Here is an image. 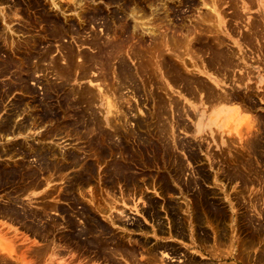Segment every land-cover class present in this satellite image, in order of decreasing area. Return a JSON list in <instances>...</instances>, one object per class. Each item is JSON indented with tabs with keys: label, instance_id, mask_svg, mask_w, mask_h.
<instances>
[{
	"label": "rangeland",
	"instance_id": "obj_1",
	"mask_svg": "<svg viewBox=\"0 0 264 264\" xmlns=\"http://www.w3.org/2000/svg\"><path fill=\"white\" fill-rule=\"evenodd\" d=\"M207 4L212 5L209 8L212 12ZM128 7L134 8L129 11ZM136 8L137 14L134 13ZM207 10L209 15H206ZM134 18L151 26L163 19V23L159 21L162 26L158 21L154 24H159L160 29L158 25L153 27L158 36L143 35L135 26L138 23ZM200 27H206L202 29L206 34ZM207 27H211V33ZM195 28L201 32H195ZM179 30L187 32H183L186 36L177 32ZM0 31L6 41L0 35V246L3 247H0V258H3L0 264H264V0H0ZM109 33L116 38L111 40ZM179 34L185 36L186 41L193 39V44L190 40L185 42V37L182 41ZM163 37L168 48L163 41L155 51ZM173 37L181 40L180 43V40L174 41V47L178 46L179 50L169 48L174 44L169 41ZM167 51L182 52V55L179 53L181 59L178 53H173L183 64L175 62L173 53ZM161 57L162 64L158 61ZM93 63L103 65L101 69L109 73L100 71L97 66L96 71ZM152 66L158 67L157 71L153 72ZM191 69L195 70L191 72ZM103 74L99 81L98 76ZM91 75L97 77L92 81L106 87V95L112 98L114 109L119 112L118 118L107 115L108 101L99 97L97 87L90 82ZM106 79L108 84L103 82ZM90 85L93 89H89ZM93 101L96 106L92 105ZM106 116L111 122L106 121ZM196 119L201 120L203 129L214 133L196 132L193 125ZM112 121L117 122L116 127ZM128 191L131 192L128 194ZM186 199L188 202L184 201ZM111 202L117 205L110 207ZM121 210L124 214H120ZM111 217H115V224ZM169 233L172 235H167Z\"/></svg>",
	"mask_w": 264,
	"mask_h": 264
},
{
	"label": "bare ground",
	"instance_id": "obj_2",
	"mask_svg": "<svg viewBox=\"0 0 264 264\" xmlns=\"http://www.w3.org/2000/svg\"><path fill=\"white\" fill-rule=\"evenodd\" d=\"M145 1H146V0H145ZM108 2H109V1H108ZM165 2H166V1H165ZM205 2H206V1H205ZM209 2L211 3V1H209ZM152 3H153V2H152ZM152 3H151V4H152ZM162 3H163V2H162ZM207 3H208V1H207ZM210 3H209V4H210ZM83 4H84V3H83ZM167 4H168V3H167ZM79 5H81V4H79ZM154 5H155V4H154ZM108 6H109V5H108ZM164 6H165V4H164ZM211 6H212V5H210V6H208V4L206 5V7H208V9H209V8H212ZM218 6H219V5H218ZM96 8H97V7H96ZM96 8H94V9H96ZM101 8H102V7H101ZM128 8H129V7H128ZM130 8L133 9L134 7H133V8L130 7ZM130 8H129V11H130ZM147 8H148V7H147ZM166 8H167V5H166ZM175 8H176V7H175ZM82 9H84V8H82ZM82 9H81V11H83ZM217 9H219V8H217ZM84 10H85V9H84ZM88 10H89V9H88ZM135 10H136V11L134 12V10H133V12L137 14V10H138V9L136 8ZM163 10H164V9H163ZM169 10L171 11V9H169ZM209 10H210V12L213 11V10H211V9H209ZM214 10H215V9H214ZM93 11H94V10H93ZM131 11H132V10H131ZM167 11H168V10H167ZM127 12H128V11H127ZM205 12H206V11H205ZM207 12H208V10H207ZM207 12H206V13H207ZM131 13H132V12H131ZM134 13H133V14H134ZM3 14H4V13H3ZM123 14H124V13H123ZM128 14H129V13H128ZM209 14H210V13L208 12V14H206V15H209ZM212 14H213V13H212ZM49 15H50V14H49ZM120 15H121V14H120ZM141 15H142V14H141ZM144 15H145V14H144ZM144 15H142V16H144ZM203 15H204V14H203ZM206 15H205V17H206ZM213 15H214V14H213ZM125 16H126V14H125ZM128 16H129V15H128ZM177 16H178V15H177ZM2 17H3V16H2ZM6 17H7V16H6ZM97 17H98V16H97ZM166 17H167V16H166ZM199 17H200V19L202 20L201 16H199ZM199 17H198V18H199ZM210 17H212V16L210 15ZM123 18H124V17H123ZM127 18H128V17H127ZM154 18H155V17H154ZM154 18H153V19H154ZM156 18H157V17H156ZM203 18H204V16H203ZM5 19H6V18H5ZM5 19H4V20H5ZM80 19H81V18H80ZM100 19H101V18H100ZM125 19H126V18H125ZM134 19H135V18H134ZM153 19H152V20H153ZM158 19H159V18H158ZM169 19H170V18H169ZM200 19H199V20H200ZM206 19H207V18H206ZM89 20H90V19H89ZM91 20H92V19H91ZM107 20H108V19H107ZM162 20H163V19H162ZM162 20L159 19V21H162ZM201 20H200V21H201ZM203 20H204V19H203ZM28 21H29V20H28ZM105 21H106V20H105ZM135 21H136V23H138V24H136L135 26L138 27V28H140V29L142 30V34H143V35H149V37H150V35L153 36V34H156V33H157V32H155V29H153L154 26L156 27V26L158 25V26H157L158 29H160V28H159L160 25L162 26V24H160L161 22L159 23L158 20H157V21H158V23H159L160 25L157 24V23H156V25H154L155 22H157V21H155L154 24H153V26L149 25L148 23L145 24L144 20L139 21V20L135 19ZM170 21H171V20H170ZM172 21H173V20H172ZM204 21H205V20H204ZM82 22H84V21H82ZM111 22H112V21H111ZM121 22H122V21H121ZM124 22H125V21H124ZM124 22H123V24H124ZM152 22H153V21H152ZM152 22H149V23L152 24ZM205 22H206V21H205ZM209 22H210V21H209ZM42 23H43V22H42ZM162 23H163V21H162ZM201 23H203V21H202ZM210 23H211V22H210ZM29 24H30V23H29ZM82 24H83V23H82ZM1 25H2V24H1ZM55 25H56V24H55ZM130 25H131V23H130ZM90 26H91V25H90ZM135 26H134V28H135ZM165 26H166V25H165ZM173 26H174V25H173ZM195 26H196V24H195ZM198 26H201V25H198ZM198 26H197V27H198ZM204 26H205V25H204ZM211 26H212V25H211ZM10 27H11V26H10ZM50 27H51V26H50ZM109 27H110V26H109ZM155 27H154V28H155ZM179 27H180V26H179ZM191 27H192V26H191ZM193 27H194V26H193ZM193 27H192V28H193ZM201 27H202V26H201ZM201 27H200V30L203 31L202 33H205V31L202 30L204 27H203L202 29H201ZM213 27H214V26H213ZM41 28H42V27H41ZM74 28H75V27H74ZM112 28H114V27H112ZM118 28H119V27H118ZM166 28H167V26H166ZM168 28H169V27H168ZM168 28H167L166 30H168ZM172 28H173V27H172ZM182 28H183V26H182ZM182 28H180V29H182ZM184 28H185V27H184ZM192 28H189V29H191L190 31L193 30ZM205 28H206V27H205ZM205 28H204V29H205ZM210 28H211V27H210ZM210 28L207 27V29H208L207 31H208V32L210 31V30H209ZM259 28H260V27H259ZM2 29H3V28H2ZM63 29H64V28H63ZM76 29H77V28H76ZM131 29L133 30V28H131ZM135 29H136V28H135ZM135 29H134V30H135ZM140 29H138V31H139ZM175 29H176V27H175ZM195 29H196V28H195ZM215 29H216V28H215ZM136 30H137V29H136ZM136 30H135V31H136ZM176 30H177V29H176ZM176 30L173 29V31H176ZM197 30H199V29H196L195 32H201L200 30H199V31H197ZM205 30H206V29H205ZM217 30H218V29H217ZM63 31H64V30H63ZM85 31H86V30H85ZM121 31H122V30H121ZM138 31H137V32H138ZM156 31H157V30H156ZM160 31H161V30H160ZM168 31H169V30H168ZM171 31H172V30H171ZM173 31H172V33H173V35H174L175 33H174ZM193 31H194V30H193ZM193 31H192V32H193ZM0 32H3V31H0ZM70 32H71V31H70ZM73 32H74V31H73ZM130 32H131V31H130ZM133 32H134V31H133ZM158 32H159V31H158ZM161 32H163V31H161ZM161 32H160V33H161ZM177 32H181L182 34H184V33L187 34V32H185V31H183V32H184V33H183L182 30H179V31H177ZM177 32H176V33H177ZM211 32H212V31H210L209 33H211ZM65 33H66V32H65ZM82 33H83V32H82ZM88 33H89V32H88ZM112 33H113V32H112ZM160 33H159V34H160ZM172 33H170V34H172ZM202 33H201V34H202ZM213 33H214V32H213ZM250 33H251V32H250ZM253 33H254V32H253ZM255 33H256V31H255ZM44 34H45V33H44ZM123 34H124V33H123ZM157 34H158V33H157ZM157 34H156V35H157ZM161 34H162V33H161ZM163 34L166 35L167 33H166V32H165V33L163 32ZM195 34H196V33H195ZM205 34H206V33H205ZM214 34H215V33H214ZM0 35H1V33H0ZM90 35H91V34H90ZM111 35H112V34H111ZM115 35H116V34H115ZM117 35H118V34H117ZM139 35H141V34H139ZM165 35H163V36H165ZM177 35H178V34H177ZM179 35H180V34H179ZM184 35H185V34H184ZM193 35H194V34H193ZM199 35H200V34H199ZM212 35H213V34H212ZM255 35H256V34H255ZM3 36H4V35H3ZM42 36H43V35H42ZM53 36H54V35H53ZM58 36H59V35H58ZM106 36H108L107 33H106ZM157 36H158V35H157ZM157 36H156V37H157ZM167 36H168V35H167ZM169 36H170V35H169ZM171 36H172V35H171ZM175 36H176V35H175ZM180 36H181V40H182V38H184L186 35H185L184 37H183V35H180ZM190 36H191V35H190ZM190 36H187V37H190ZM207 36H208V35H207ZM218 36H219V34L217 35V38H219ZM253 36H254V35H252V37H253ZM1 37H2V35H1ZM30 37H31V36H30ZM30 37H29V38H30ZM76 37H78V36H76ZM109 37H111V36H110V33H109ZM143 37H144V36H143ZM153 37H154V36H153ZM165 37H166V36H165ZM177 37H179V36H177ZM191 37H192V36H191ZM191 37H190V38H191ZM3 38H4V37H2V39H3ZM33 38H34V37H33ZM80 38H81V37H80ZM112 38L115 39L116 36L113 35V37H111V40H112ZM117 38H118V37H117ZM154 38H155V37H154ZM160 38H161V37H160ZM160 38H159V39H160ZM166 38H167L166 40H168V37H166ZM173 38H174V40H173ZM173 38H171V40L169 39V41H173V43H174V41H175V43H177V42L180 40V39H179V40H178V39H175V37H173ZM179 38H180V37H179ZM193 38H196V37L194 36ZM5 40H6V38H5ZM12 40H13V39H12ZM105 40L107 41L106 38H105ZM140 40H141V38H140ZM176 40H178V41L176 42ZM181 40L179 41V43L181 42ZM184 40H185V42H188L190 39H189V40L187 39V41H186V37H185ZM191 40H193V39H191ZM191 40H190V41H191ZM194 40L196 41V39H194ZM213 40H214V38H213ZM217 40H218V39H217ZM219 40H220V39H219ZM3 41H4V39H3ZM3 41H2V42H3ZM33 41H34V40H33ZM148 41H149V40H148ZM163 41H164V37H163V39H161V41H158V42H157L158 45L155 44V45H156L155 51L157 50V46H159V43H161V42H163ZM169 41H168V42H169ZM182 41H183V40H182ZM203 41H204V40H203ZM220 41H223V40H220ZM4 42L6 43V41H4ZM14 42H15V41H14ZM79 42H82V41H79ZM93 42H94V41H93ZM215 42H216V38H215ZM103 43H105V41H104ZM145 43H146V42H145ZM164 43H165V41H164L162 44H164ZM175 43L173 44V46H170L169 48L171 49V47H174V45H176ZM191 43H192V41H191ZM211 43H212V42H211ZM218 43H219V42H218ZM218 43H217V44H218ZM221 43H222V42H221ZM47 44H48V43H47ZM58 44H59V43H58ZM82 44H83V42H82ZM113 44H114V43H113ZM146 44L148 45V43H146ZM165 44H166V46H165ZM165 44H164V46H165L166 48H168L169 45L167 46V43H165ZM168 44H169V43H168ZM170 44L172 45V42H170ZM185 44H186V43H185ZM192 44H193V43H192ZM222 44H223V43H222ZM41 45H42V44H41ZM41 45H40V47H41ZM53 45H54V44H53ZM88 45H89V44H88ZM102 45H104V44H102ZM106 45H107V44H106ZM123 45H124V44H123ZM137 45H140V46H141V44H137ZM142 45L145 47L144 44H142ZM149 45H150V44H149ZM182 45H184V44H182ZM186 45H189V44H186ZM220 45H221V44H220ZM99 46H100V45H99ZM99 46H98V47H99ZM104 46H105V45H104ZM113 46H114V45H113ZM113 46H112V47H113ZM140 46H138V47L140 48ZM152 46H154V45H152ZM161 46H162V45H161ZM180 46H181V45H180ZM221 46H222V45H221ZM94 47H95V46H94ZM94 47H93V48H94ZM115 47H116V46H115ZM119 47L121 48L122 46L119 45ZM119 47H117V48H119ZM125 47L128 48L127 46H125ZM130 47H131V46H130ZM133 47H134V46H133ZM138 47H137V48H138ZM147 47H150V46H147ZM175 47L178 48V49H176ZM175 47L172 48V50H173V49L179 50V47H178V46H175ZM188 47H189V46H188ZM16 48H17V47H16ZM71 48H72V47H71ZM81 48H82V47H81ZM113 48H114V47H113ZM122 48H123V47H122ZM131 48H132V47H131ZM142 48H143V47H141L140 49H142ZM150 48H151V47H150ZM161 48H163V47H161ZM185 48H186V47H185ZM185 48L183 47V49H185ZM190 48H191V47H190ZM190 48H189V49H190ZM218 48H219V47H218ZM10 49H11V48H10ZM43 49H45V48H43ZM123 49H124V48H123ZM180 49H182V47H181ZM187 49H188V48H187ZM192 49H193V48L190 49V50H191L190 53H193V52H192ZM41 50H42V49H41ZM59 50H60V49H59ZM76 50H77V49H76ZM94 50H95V48H94ZM116 50H118V49H116ZM127 50H128V49H127ZM131 50H132V49H131ZM135 50H136V49H135ZM12 51H13V50H12ZM53 51H54V50H53ZM101 51H103V50H101ZM108 51H109V50H108ZM110 51H111V50H110ZM112 51H113V50H112ZM136 51H137V50H136ZM155 51H154V52H155ZM180 51H181V50H180ZM180 51H179V52H176V51H172V52L170 51V52H168V51H167V53L172 54L173 52H175V53H178V55H179V53H181V55H182V54H183V53H182L183 50H182V52H180ZM195 51H196V49H195ZM195 51H194V52H195ZM77 52H78V50H77ZM113 52L116 53V52H118V51H113ZM127 52H128V51H127ZM129 52H130V51H129ZM197 52H199V51H197ZM13 53H14V52H13ZM40 53H41V52H40ZM64 53H65V51H64ZM94 53H96V52H94ZM109 53H110V52H109ZM111 53H112V52H111ZM133 53H134V52H133ZM143 53H144V52H143ZM163 53H165V51H163ZM163 53H159V54L163 55ZM175 53H173L172 56L177 55V54H175ZM51 54H52V53H51ZM92 54H93V53H92ZM99 54H101V53H99ZM99 54H98V55H99ZM118 54H119V53H118ZM120 54H121V53H120ZM128 54H129V53H128ZM159 54L157 55L158 57H159ZM3 55H4V54H3ZM15 55L18 56V54H15ZM78 55H80V54H78ZM101 55L103 56V53H102ZM129 55H130V54H129ZM178 55H177V56H178ZM181 55H179V59L182 58V57H180ZM194 55H195V54H194ZM222 55H223V54H222ZM23 56H24V55H23ZM99 56H100V55H99ZM108 56H109V54H108ZM116 56H117V55H116ZM119 56H120V55H119ZM121 56H122V55H121ZM121 56H120V57H121ZM157 56L155 55L156 58H158ZM20 57H21V56H20ZM92 57H93V55H92ZM100 57H101V56H100ZM103 57H104V56H103ZM110 57H111V56H110ZM114 57H115V54H114ZM123 57H124V56H123ZM126 57H127V56H126ZM129 57H130V56H129ZM143 57H144V56H143ZM174 57H175V56H174ZM199 57H200V55H199ZM23 58H24V57H23ZM34 58H35V57H34ZM64 58H65V57H64ZM80 58H81V56H80ZM104 58H105V57H104ZM144 58H145V57H144ZM150 58H151V57H150ZM163 58H164V57H163ZM200 58H201V57H200ZM227 58H228V56H227ZM235 58H236V57H235ZM20 59H21V58H20ZM43 59H44V58H43ZM100 59H101V58H100ZM122 59H123V58H122ZM145 59H146V61H148V60H149V57H148V58L146 57ZM151 59H153V58H151ZM174 59H175V62H176V61H177V60H176V57H175ZM222 59H223V57H222ZM24 60H25V59H24ZM24 60H21V61H24ZM62 60H63V59H62ZM77 60H79V59H77ZM80 60H81V59H80ZM88 60H89V58H88ZM95 60H96V57H95ZM97 60H98V59H97ZM161 60H162V57L158 60L159 63H161V62H160ZM184 60H185V59H184ZM199 60H200V59H199ZM202 60H203V59H202ZM231 60H232V59H231ZM99 61H100V60H99ZM130 61H131V60H130ZM134 61H135V59H134ZM151 61H152V60H151ZM151 61H150V62H151ZM222 61H223V60H222ZM224 61H225V60H224ZM224 61H223V62H224ZM228 61H229V58H228ZM19 62H20V61H19ZM32 62H33V61H32ZM79 62H80V61H79ZM90 62H91V61H90ZM101 62H102V61H101ZM101 62H100V63H101ZM123 62H124V61H123ZM152 62H154V61H152ZM152 62H151V63H152ZM156 62H157V59H156ZM177 62H179V60H178ZM181 62H182V60L179 62V64H180ZM231 62H232V61H231ZM235 62H236V61H235ZM33 63H34V62H33ZM87 63H88V62H87ZM87 63H85V64H87ZM102 63H103V62H102ZM114 63H115V62H114ZM120 63H121V62H120ZM151 63H150V64H151ZM154 63H155V62H154ZM154 63H152L153 66H154ZM159 63H158V64H159ZM187 63H188V62H187ZM226 63H227V61H226ZM226 63H225V64H226ZM237 63H238V62H237ZM22 64H23V63H22ZM74 64H75V63H74ZM76 64H77V63H76ZM76 64H75V66H76ZM95 64H97V62H96ZM95 64L93 63L92 65L95 66ZM103 64H104V63H103ZM125 64H126V63H125ZM138 64H139V63H138ZM138 64H137V65H138ZM150 64H149V65H150ZM155 64H156V63H155ZM161 64H162V63H161ZM182 64H183V62H182ZM182 64H181V66H184V69H186V66H185V65H182ZM185 64H186V63H185ZM8 65H9V64H8ZM80 65H81V63H80ZM82 65H83V63H82ZM89 65H90V64H89ZM99 65H100V67H99ZM99 65H96V66H97L98 69L101 71V70H102L101 67H102L103 65H102V66H101V64H99ZM109 65H111V63H109ZM109 65H108V66H109ZM113 65H115V64H113ZM127 65H128V63H127ZM177 65H178V64H177ZM187 65H188V64H187ZM237 65H238V64H236V67H237ZM19 66L21 67L22 65H19ZM77 66H79V63H78ZM90 66H91V65H90ZM96 66H95V67H96ZM139 66H141V65H139ZM153 66H152L153 69L151 68V70H153V72H154V70H156L158 67H156V66H157V65H156V66H155L156 69H155ZM159 66L161 67V65H159ZM217 66H218V65H217ZM217 66H216V67H217ZM231 66H232V65H231ZM240 66H241V65H240ZM20 67H19V68H20ZM35 67H36V66H35ZM73 67H74V66H73ZM83 67H84V66H83ZM97 67L95 68L96 71L98 70ZM111 67H113V66L111 65ZM111 67H109V68L111 69ZM115 67H116V66H115ZM150 67H151V66H150ZM150 67L148 66V68H150ZM187 67H188V66H187ZM202 67H203V66H202ZM219 67H220V66H219ZM234 67H235V66H234ZM9 68H10V67H9ZM69 68H70V67H69ZM77 68H78V67H77ZM80 68H81V67H80ZM89 68H90V67H89ZM91 68H92V66H91ZM91 68H90V70H91ZM104 68H105V65H104ZM109 68L107 67V69H109ZM138 68H139V67H138ZM140 68H141V69H140ZM140 68H139V69L142 70V66H141ZM162 68H163V67H162ZM176 68H178V67H176ZM182 68H183V67H182ZM209 68H210V67H209ZM220 68H221V67H220ZM225 68H227V67H225ZM232 68H233V67H232ZM20 69H21V68H20ZM74 69H76V68H74ZM113 69H114V68H113ZM130 69H131V68H130ZM143 69L146 70L145 68H143ZM160 69H161V68H160ZM166 69H168V68L166 67ZM184 69H183V70H184ZM216 69H218V68H216ZM229 69H230V68H229ZM235 69H236V68H235ZM15 70H16V69H15ZM47 70H48V69H47ZM49 70H50V69H49ZM79 70H80V69H79ZM79 70H78V71H79ZM86 70H87V69H85V71H86ZM88 70H89V69H88ZM114 70H116V69H114ZM151 70H148V71H151ZM172 70H173V69H172ZM180 70H181V69H180ZM191 70H192L191 72H193L195 69H194V70L191 69ZM223 70H225V69H223ZM40 71H41V70H40ZM73 71H76V70H73ZM83 71H84V70H83ZM85 71H84V72H85ZM102 71H103V70H102ZM116 71H117V70H116ZM120 71H121V70H120ZM129 71H130V70H129ZM156 71H157V70H156ZM162 71H163V70H162ZM186 71H187V70H186ZM188 71H189V70H188ZM188 71H187V72H188ZM219 71H220V69H219ZM227 71H228V70H227ZM24 72H25V71H24ZM50 72H51V71H50ZM69 72H70V71H69ZM98 72H99V71H98ZM98 72H97V73H98ZM103 72H104V71H103ZM106 72L109 73V71H105L104 73H106ZM112 72H115V71L112 70ZM112 72H110V73H112ZM117 72H118V71H117ZM123 72H124V71H123ZM146 72H147V71H146ZM153 72H152V73H153ZM165 72H166V71H165ZM167 72H168V71H167ZM181 72H182V71H181ZM187 72H186V73H187ZM189 72H190V71H189ZM222 72H223V71H222ZM40 73H41V72H40ZM44 73H45V71H44ZM53 73H54V72H53ZM72 73H74V72H72ZM88 73H90V72H88ZM95 73H96V72H95ZM95 73H94V74H95ZM100 73H101V72H100ZM100 73H98V74H100ZM121 73H122V72H121ZM168 73H169V72H168ZM177 73H178V72H177ZM10 74H11V73H10ZM91 74H92V73H91ZM115 74H116V73H115ZM117 74H118V73H117ZM133 74H134V73H133ZM136 74H137V73H136ZM136 74H135V75H136ZM141 74H144V73L141 72ZM158 74H160V73H158ZM169 74H171V73H169ZM189 74H190V73H189ZM191 74H192V73H191ZM193 74H194V73H193ZM193 74H192V75H193ZM221 74H222V73H221ZM4 75H5V74H4ZM36 75H38V74H36ZM65 75H67V74H65ZM78 75H79V74H78ZM95 75H96V74H95ZM127 75H128V74H127ZM127 75H126V76H127ZM154 75H155V73H154ZM167 75H168V74H167ZM15 76H16V75H15ZM53 76H54V75H53ZM80 76H81V74H80ZM91 76H92V75H91ZM100 76H102V77H99V76H98V80H99L100 78L103 79L104 74H103V75H100ZM142 76H143V75H142ZM150 76H151V77H150ZM150 76H149V77H150V79H151V78H152V75H150ZM173 76H174V75H173ZM177 76H178V75H177ZM194 76H196V75H194ZM197 76H198V74H197ZM77 77H79V76H77ZM83 77H84V76H83ZM93 77L97 78L96 76H92V77L90 78V79H91L90 82H91V84H93V85H95V86L97 87L98 92H99V97H101L102 99H103V98H104V99H107V101H108V103H107V101H106V103H107V115H109V116L112 115V117H116V118H118L117 116H119V115H118L119 112H118L117 109H116V111H115L114 108H116V106H114V104H113V102H112V98L109 97L108 95H106V90H105L106 87L104 88V84H102V83L99 82V81H101V80H99V81H97V82H96V81H92V78H93ZM108 77H109V75H108ZM117 77H118V75H117L115 78H117ZM128 77H129V76H128ZM144 77H145V76H144ZM146 77H148V76H146ZM156 77H159V76L156 75ZM9 78H11V77H9ZM59 78H61V77H59ZM74 78H75V77H74ZM81 78H82V77H81ZM81 78H80V79H81ZM86 78H87V77H86ZM105 78H106V76H105ZM113 78H114V77H113ZM118 78H119V77H118ZM118 78H117V79H118ZM204 78H205V77H204ZM62 79H64V78H62ZM75 79H76V78H75ZM93 79H94V78H93ZM108 79H109V78H108ZM110 79H111V77H110ZM117 79H116V80H117ZM136 79H138V78H136ZM148 79H149V78H148ZM161 79H162V78H161ZM188 79H189V78H188ZM200 79H201V78H200ZM57 80H58V79H57ZM59 80H61V79H59ZM59 80H58V81H59ZM94 80H96V79H94ZM114 80H115V79H114ZM126 80H128V79H126ZM126 80H125V81H126ZM146 80H147V79H146ZM152 80H153V79H152ZM155 80H156V79H155ZM158 80H160V78H158ZM179 80L181 81V79H179ZM190 80H191V79H190ZM207 80L209 81V79H207ZM1 81H2V80H1ZM33 81H34V80H32V83H33ZM61 81H62V80H61ZM117 81H118V80H117ZM133 81H134V80H133ZM156 81H157V80H156ZM161 81H162V80H161ZM161 81H160V82H161ZM204 81H205V80H204ZM46 82H47V81H46ZM67 82H68V81H67ZM103 82H106V83L108 84L109 81L107 82V79H106V80H104ZM128 82H129V81H128ZM144 82H146V81H144ZM168 82L171 83L170 80H169ZM188 82H189V80H188ZM190 82H191V81H190ZM195 82H196V81H195ZM201 82H202V81H201ZM210 82H211V81H210ZM34 83H35V82H34ZM34 83H33V85H34ZM79 83H80V82H79ZM120 83H121V82H120ZM124 83H125V82H124ZM151 83H152V82H151ZM182 83H183V82H182ZM199 83H200V82H199ZM212 83H213V82H212ZM112 84H113V83H112ZM115 84H116V83H115ZM117 84H118V83H117ZM122 84H123V83H122ZM136 84H137V83H136ZM165 84H166V83H165ZM172 84H173V83H172ZM38 85H39V84H38ZM102 85H103V86H102ZM145 85H146V84H145ZM153 85H154V84H153ZM190 85H191V83H190ZM83 86H84V85H83ZM90 86H91V85H90ZM90 86H89V89H93L92 86H91V87H90ZM105 86L108 87V85H105ZM110 86H111V84H110ZM110 86H109V88H111ZM113 86H114V85H112V88H114ZM115 86H116V85H115ZM142 86H143V85H142ZM149 86H150V84H149ZM155 86H157V85H155ZM165 86H166V85H165ZM165 86H164V87H165ZM172 86H173V85H172ZM172 86H171V87H172ZM195 86H196V85H195ZM197 86H198V85H197ZM197 86H196V87H197ZM207 86H208V85H207ZM233 86H234V85H233ZM84 87H85V86H84ZM125 87H126V85H125ZM132 87H133V86H132ZM139 87H141V86H139ZM139 87H138V88H139ZM160 87H161V86H160ZM179 87H181V86H179ZM70 88H71V87H70ZM70 88H69V90H70ZM94 88H95V87H94ZM112 88H111V89H112ZM115 88H116V87H115ZM126 88H127V87H126ZM149 88H150V87H149ZM157 88H158V87H157ZM194 88H195V87H194ZM213 88H214V86H213ZM2 89H3V88H2ZM73 89H74V88H73ZM85 89H86V88H85ZM121 89H122V87H121ZM127 89H128V88H127ZM132 89H133V88H132ZM132 89H130V90L132 91ZM160 89H161V88H160ZM160 89H158V90H160ZM165 89H166V88H165ZM180 89H181V88H180ZM188 89H190V88H188ZM202 89H203V88H202ZM208 89H209V88H208ZM15 90H16V89H15ZM75 90H77V89H75ZM94 90H96V89H94ZM107 90H108V89H107ZM109 90H110V89H109ZM114 90H115V89H114ZM150 90H151V89H150ZM167 90H168V86H167ZM190 90H191V89H190ZM196 90H197V89H196ZM203 90H204V89H203ZM217 90H218V89H217ZM217 90H216V92L218 93ZM40 91H41V90H40ZM71 91H72V90H71ZM85 91H86V90H85ZM90 91H92V90H90ZM111 91H112V90H111ZM119 91H120V90H119ZM121 91H122V90H121ZM121 91H120V92H121ZM125 91H126V90L123 89V92H124V93H125ZM143 91H144V90H143ZM148 91H149V89H148ZM161 91H164V90L161 89ZM169 91H170V92H173V91H171V90H169ZM175 91H176V90H175ZM179 91H180V90H179ZM187 91H188V90H187ZM197 91L201 93V91H199V90H197ZM197 91H196V93H197ZM207 91H208V90H207ZM41 92H42V91H41ZM78 92H79V91H78ZM117 92H118V91H117ZM150 92H151V91H150ZM167 92H168V91H167ZM181 92H182V91H181ZM205 92H206V91H205ZM205 92H204V93H205ZM94 93H95V91H94ZM108 93H109V92H108ZM112 93H114V91H113ZM121 93H122V92H121ZM141 93H142V92H141ZM148 93H149V92H148ZM165 93H166V92H165ZM182 93H184V92H182ZM193 93H194V92H193ZM200 93H199V94H200ZM32 94H33V93H32ZM77 94H78V93H77ZM96 94H97V93H96ZM109 94H110V93H109ZM119 94H120V93H119ZM119 94H117V95H119ZM126 94H127V93H126ZM126 94H124V95H126ZM134 94H135V93H134ZM167 94H168V93H166L165 95H167ZM172 94H174V93H172ZM172 94H170V95H172ZM112 95H113V94H112ZM112 95H111V96H112ZM121 95H123V94H121ZM139 95H140V94H139ZM150 95H151V94H149V97H150ZM175 95H176V94H175ZM175 95H173V96H175ZM216 95H217V94H216ZM228 95H229V94H228ZM0 96H1V95H0ZM31 96H33V95H31ZM40 96H41V95H40ZM57 96H58V95H57ZM119 96H120V95H119ZM126 96H127V95H126ZM126 96H125V97H126ZM147 96H148V95H147ZM177 96H179V95H177ZM177 96H175V97H177ZM184 96H185V95H184ZM191 96H192V95H191ZM198 96H199V95H198ZM198 96H197V97H198ZM203 96H204V94H203ZM223 96H224V95H223ZM72 97H73V96H72ZM83 97H84V96H83ZM112 97H113V96H112ZM121 97H122V96H121ZM121 97H119V98H121ZM151 97H152V96H151ZM166 97H169V96H166ZM210 97H211V96H210ZM218 97H220V95H219ZM1 98H2V97H0V99H1ZM75 98H76V97H75ZM89 98H90V97H89ZM89 98H88V100H90ZM113 98H114V97H113ZM119 98H118V99H119ZM123 98H124V97H123ZM170 98H171V96H170ZM206 98H207V97H206ZM49 99H50V98H49ZM97 99H98V98H97ZM121 99H122V98H121ZM125 99L128 100L127 97H126ZM129 99H130V97H129ZM177 99H179V98H177ZM208 99H209V98H208ZM213 99H214V98H213ZM213 99H212V97H211V100H213ZM222 99H223V97H222ZM224 99H225V98H224ZM17 100H18V99H17ZM21 100H22V99H21ZM25 100H26V99H25ZM92 100H94V99L92 98ZM119 100H120V99H119ZM175 100H176V99H175ZM180 100H181V98H180ZM216 100H217V99H216ZM225 100H226V99H225ZM227 100H228V99H227ZM23 101H24V100H23ZM94 101H95V100H94ZM94 101H93L92 103H95V104H92V105L96 106L97 104H96V102H94ZM99 101H100V100H99ZM128 101H130V100H128ZM169 101H170V100H169ZM171 101H173V100H171ZM218 101H219V100H218ZM48 102H49V101H48ZM126 102H127V101H126ZM126 102H125V103H126ZM2 103H4V102L2 101ZM26 103H27V101H26ZM97 103H98V101H97ZM102 103H103V101H102ZM115 103H116V102H115ZM127 103H128V102H127ZM129 103L131 104V102H129ZM129 103H128V104H129ZM153 103H154V102H153ZM167 103H170V102H167ZM184 103H185V102H184ZM186 103H187V102H186ZM186 103H185V104H186ZM68 104H69V103H68ZM103 105H104V103H103ZM165 105H166V104H165ZM170 105H171V104H170ZM183 105H184V104H183ZM4 106H6V105H4ZM23 106H24V105H23ZM27 106H29V104H28ZM172 106H173V105H172ZM178 106H179V105H178ZM185 106H186V105H185ZM29 107H30V106H29ZM33 107H34V106H33ZM91 107H92V106H91ZM135 107H136V106H135ZM168 107H169V106H168ZM30 108H31V107H30ZM92 108H93V107H92ZM99 108H100V107H99ZM126 108H127V107H126ZM136 108H137V107H136ZM169 108H170V107H169ZM169 108H168V109H169ZM181 108H183V107H181ZM186 108H187V107H186ZM189 108H190V107H189ZM189 108H188V110H189ZM22 109H23V107H22ZM25 109H26V108H25ZM93 109H94V108H93ZM102 109H103V108H102ZM105 109H106V108H105ZM152 109H153V108H152ZM5 110H6V109H5ZM16 110H17V109H16ZM23 110H24V109H23ZM28 110H29V109H28ZM28 110H27V111H28ZM33 110H34V109H33ZM96 110H97V109H96ZM103 110H104V109H103ZM119 110L121 111L122 108L120 109V107H119ZM127 110H128V109H127ZM135 110H136V109H135ZM188 110H187V111H188ZM27 111H26V112H27ZM172 111H173V110H172ZM14 112H15V111H14ZM20 112H21V111H20ZM92 112H94V111H92ZM97 112H98V111H97ZM97 112H94V113H97ZM122 112H124V111L122 110ZM133 112H134V111H133ZM170 112H171V110H170ZM176 112H177V110L175 111V113H176ZM183 112H184V111L182 110V113H183ZM67 113H68V112H67ZM89 113H90V110H89ZM104 113H105V112H104ZM125 113H126V112H125ZM153 113H154V112H153ZM184 113H185V112H184ZM187 113H188V112H187ZM17 114H18V116H19L20 113H18V111H17ZM27 114H28V113H27ZM131 114H133V113H131ZM161 114H162V113H161ZM23 115H24V114H23ZM125 115H126V114H125ZM127 115H128V114H127ZM162 115H164V114H162ZM165 115H166V114H165ZM171 115H172V114H171ZM32 116H33V114H32ZM36 116H37V115H36ZM100 116H101V115H100ZM120 116H121V114H120ZM132 116L134 117V115H132ZM135 116H136V115H135ZM151 116H153V114H151ZM157 116H158V115H157ZM172 116H174V115H172ZM101 117H102V116H101ZM122 117H123V116H122ZM124 117H126V116H124ZM124 117H123V118H124ZM167 117H168V116H167ZM182 117H183V116H182ZM252 117H253V116H252ZM0 118H1V116H0ZM13 118H14V117H13ZM15 118H16V117H15ZM21 118H22V117H21ZM84 118H85V117H84ZM191 118H192V117H191ZM256 118H257V117H256ZM2 119H4V118L2 117ZM102 119H103V118H102ZM126 119H127V118H126ZM17 120H18V119H17ZM19 120H20V119H19ZM33 120H34V118H33ZM45 120H46V119H45ZM29 121H30V120H29ZM37 121H38V120H37ZM49 121H50V119H49ZM52 121H53V120H52ZM75 121H76V120H75ZM103 121H104V119H103ZM106 121L109 123V122H111V119H110L108 116H106ZM117 121H121V120H117ZM131 121H133V120H131ZM200 121H201L200 119H199V121H198L197 119L193 121V122H194V123H193V125H194V130H195L196 132H198V133H203V132H206V131H207V133L209 132V134H213V133H214L212 130L203 129V127L201 126ZM19 122H21V121H19ZM31 122H32V121H31ZM45 122H46V121H45ZM94 122H95V121H94ZM101 122H102V121H101ZM113 122H114V125H115V122H116V121H112V123H113ZM122 122H124V120H123ZM125 122H126V121H125ZM125 122H124V124H125ZM127 122H128V120H127ZM251 122H252V121H251ZM32 123H33V122H32ZM32 123H31V124H32ZM35 123H36V122H35ZM116 123H117V122H116ZM118 123H120V122H118ZM128 123H129V122H128ZM23 124H24V123H23ZM29 124H30V123H29ZM36 124H38V123H36ZM44 124H45V123H44ZM52 124H53V123H52ZM97 124H98V123H97ZM120 124H121V123H120ZM130 124H131V123H130ZM136 124H137V123H136ZM42 125H43V124H42ZM50 125H51V124H50ZM53 125H54V124H53ZM102 125H104V124H102ZM121 125H122V124H121ZM97 126H98V125H97ZM99 126H100V125H99ZM116 126H117V125H115V127H116ZM125 126H127V125H125ZM128 126H131V125H128ZM133 126H134V125H133ZM133 126H132V128H133ZM12 127H13V126H12ZM34 127H35V126H34ZM49 127H50V126H49ZM110 127H111V126H110ZM181 127H182V126H181ZM192 127H193V126H192ZM253 127H254V126H253ZM23 128H24V127H23ZM92 128H93V127H92ZM105 128H107V127H105ZM126 128H127V127H126ZM132 128H131V129H132ZM174 128H175V127H174ZM185 128H186V127H185ZM249 128H250V127H249ZM27 129H28V127H27ZM27 129H26V130H27ZM30 129H31V127H30ZM34 129H35V128H34ZM82 129H83V128H82ZM89 129H90V128H89ZM107 129H109V128H107ZM123 129H124V128H123ZM127 129H128V128H127ZM0 130H1V129H0ZM44 130H45V129H44ZM46 130H47V129H46ZM56 130H57V129H56ZM65 130H67V129H65ZM91 130L93 131V129H91ZM110 130H111V129H110ZM119 130H120V129H119ZM170 130H171V129H170ZM185 130H186V129H185ZM192 130H193V129H192ZM194 130H193V132H194ZM249 130H250V129H249ZM67 131H68V130H67ZM81 131H82V130H81ZM84 131H85V130H84ZM86 131H87V130H86ZM88 131H89V130H88ZM115 131H116V129H115ZM123 131H124V130H123ZM125 131H126V130H125ZM174 131H175V130H174ZM177 131H179V130L177 129ZM244 131H245V130H244ZM1 132H2V131H1ZM7 132H8V131H7ZM17 132H18V130H17ZM19 132H21V131H19ZM22 132H24V131H22ZM25 132H26V131H25ZM33 132H34V131H33ZM64 132H65V131H64ZM96 132H97V131H96ZM128 132H129V131H128ZM167 132H168V130H167ZM175 132H176V131H175ZM257 132H258V131H257ZM8 133H9V132H8ZM8 133H7V135H8ZM30 133H31V131H30ZM30 133L28 132V134H30ZM40 133H41V132H40ZM54 133H58V132H54ZM65 133H67V132H65ZM89 133H90V131H89ZM109 133H110V132H109ZM126 133H127V131H126ZM177 133H178V132H176V134H177ZM194 133H195V132H194ZM11 134H12V132H11ZM73 134H74V133H73ZM76 134H77V133H76ZM160 134H161V133H160ZM171 134H172V133H171ZM176 134H174V136H175ZM205 134H206V133H205ZM248 134H249V133H248ZM5 135H6V134H5ZM25 135H26V134H25ZM38 135H39V134H38ZM48 135H49V134H48ZM69 135H70V134H69ZM69 135L67 134L66 136H69ZM71 135H72V134H71ZM94 135H95V134H94ZM102 135H103V134H102ZM118 135H119V134H118ZM122 135H123V134H122ZM161 135H162V134H161ZM168 135H170V134H167L166 136H168ZM178 135H179V134H178ZM178 135H176V136H178ZM180 135H181V134H180ZM180 135H179V138H180ZM3 136H4V134H3ZM28 136H29V135H28ZM53 136H54V135H53ZM57 136H58V135H57ZM76 136H77V135H76ZM78 136H79V134H78ZM145 136H146V135H145ZM166 136H165V137H166ZM181 136H182V135H181ZM183 136H184V135H183ZM185 136H186V135H185ZM190 136H191V135H190ZM206 136H207V135H206ZM213 136H214V135H213ZM215 136H217V134H216ZM223 136H224V135H223ZM33 137H34V136H33ZM100 137H102V136H100ZM103 137H104V136H103ZM116 137H117V135H116ZM139 137H140V136H139ZM170 137H172V135H171ZM197 137H198V136H197ZM243 137H244V136H243ZM247 137H248V136H247ZM2 138H3V137H2ZM49 138H52V137H49ZM53 138H54V137H53ZM62 138H63V137H62ZM76 138H77V137H76ZM113 138H114V137H113ZM191 138H192V137H191ZM198 138H199V137H198ZM198 138H197V139H198ZM210 138H211V137H210ZM0 139H1V138H0ZM25 139L27 140V138H25ZM33 139H34V138H33ZM79 139H80V138H79ZM102 139H103V138H102ZM115 139H116V138H115ZM163 139H164V138H163ZM167 139H169V138H167ZM193 139H194V138H193ZM236 139H237V138H236ZM242 139H243V138H242ZM1 140H2V139H1ZM34 140H35V139H34ZM41 140H42V139H41ZM46 140H47V138H46ZM117 140H119V137H118ZM117 140H116V141H117ZM171 140H172V139H170V141H171ZM194 140H195V139H194ZM202 140H203V139H202ZM52 141H53V140H52ZM80 141H81V140H80ZM101 141H102V140H101ZM107 141H108V140H107ZM111 141H112V140H111ZM140 141H141V140H140ZM165 141H167V140H165ZM175 141H176V140H175ZM190 141H191V140H190ZM204 141H206V140H204ZM216 141H217V140H216ZM247 141H248V140H247ZM25 142H26V141H25ZM37 142H39V141H37ZM49 142H50V141H49ZM103 142H104V141H103ZM105 142H106V141H105ZM229 142H230V141H229ZM27 143H29V142H27ZM40 143H41V142H40ZM50 143H51V142H50ZM95 143H96V142H95ZM114 143H115V142H114ZM161 143H162V142H161ZM246 143H247V142H246ZM3 144H5V143H3ZM36 144H37V143H36ZM116 144H117V143H116ZM173 144H174V143H173ZM212 144H213V143H212ZM232 144H233V143H232ZM239 144H240V143H239ZM141 145H142V144H141ZM169 145H170V144H169ZM197 145H198V144H197ZM242 145H243V144H242ZM28 146H29V145H28ZM31 146H32V145H31ZM31 146H30V147H31ZM41 146H42V145H41ZM54 146H55V144H54ZM56 146H57V145H56ZM56 146H55V148H56ZM81 146H82V145H81ZM190 146H191V145H190ZM83 147H84V145H83ZM115 147H116V146H115ZM146 147H147V146H146ZM182 147H183V146H182ZM182 147H181V148H182ZM192 147H193V146H192ZM225 147H226V146H225ZM230 147H231V146H230ZM244 147H246V146H244ZM3 148H4V147H3ZM57 148H59V147L57 146ZM64 148H65V147H64ZM64 148H63V150H64ZM79 148H80V147H79ZM81 148H82V147H81ZM151 148H152V147H151ZM181 148H180V149H181ZM209 148H210V147H209ZM220 148H221V147H220ZM33 149H34V148H33ZM82 149H83V148H82ZM172 149H173V148H172ZM174 149H175V148H174ZM202 149H203V148H202ZM223 149H224V148H223ZM223 149H222V150H223ZM238 149H239V148H238ZM240 149H242V148H240ZM244 149H245V148H244ZM13 150H14V149H13ZM29 150H31V148H30ZM75 150H76V149H75ZM84 150H85V149H84ZM91 150H94V149H91ZM95 150H96V149H95ZM134 150H135V149H134ZM170 150H171V148H170ZM200 150H201V149H200ZM236 150H237V149H236ZM4 151H5V150H4ZM4 151H3V152H4ZM116 151H117V150H116ZM118 151H119V149H118ZM120 151H122V150H120ZM201 151H202V150H201ZM205 151H206V150H205ZM220 151H221V150H220ZM226 151H227V150H226ZM239 151H240V150H239ZM16 152H17V151H16ZM61 152H63V151H61ZM82 152H83V151H82ZM84 152H88V150H87V151H84ZM95 152H96V151H95ZM146 152H147V151H146ZM209 152H210V150H209ZM218 152H219V151H218ZM12 153H13V152H11V156H12ZM50 153H51V152H50ZM53 153H54V152H53ZM59 153H60V152H59ZM111 153H112V152H111ZM116 153H117V152H116ZM162 153H163V152H162ZM184 153H185V152H184ZM212 153H213V152H212ZM83 154L85 155V153H83ZM95 154H96V153H95ZM163 154H164V153H163ZM209 154H210V153H208V155H209ZM53 155H54V154H53ZM81 155H82V154H81ZM161 155H162V154H161ZM174 155H175V154H174ZM211 155H212V154H210V156H211ZM250 155H251V154H250ZM17 156H18V155H17ZM21 156H22V155H21ZM54 156H55V155H54ZM56 156H57V154H56ZM62 156H63V154H62ZM82 156H83V155H82ZM117 156H118V154H117ZM120 156L122 157V154H121ZM212 156H214V155H212ZM13 157H14V156H13ZM13 157H12V158H13ZM24 157H25V156H24ZM32 157H33V156H32ZM32 157H31V158H32ZM40 157H41V156H40ZM49 157H50V156H49ZM89 157H90V156H89ZM89 157L87 156V158H89ZM91 157H92V156H91ZM91 157H90V158H91ZM93 157H94V156H93ZM95 157H97V156L95 155ZM95 157H94V158H95ZM217 157H218V156H217ZM26 158H27V157H26ZM52 158H54V157H51V159H52ZM55 158H56V157H55ZM170 158H171V156H170ZM22 159H23V157H22ZM24 159H25V158H24ZM57 159H58V158H57ZM57 159H56V160H57ZM75 159H76V158H75ZM107 159H108V158H107ZM184 159H186V158L184 157ZM215 159H216V158H215ZM256 159H257V158H256ZM27 160H28V159H27ZM66 160H67V159H66ZM73 160H74V159H73ZM85 160H86V159H85ZM102 160H103V159H102ZM108 160H109V159H108ZM212 160H213V159H212ZM212 160H211V162H212ZM33 161H34V159H33ZM67 161H69V160H67ZM67 161H66V162H67ZM82 161H83V160H82ZM82 161H81V162H82ZM105 161H106V160H105ZM163 161H164V160H163ZM189 161H190V160H189ZM199 161H200V160H199ZM257 161H258V160H257ZM13 162H14V161H13ZM38 162H39V161H38ZM40 162H42V161H40ZM152 162H153V161H152ZM190 162H191V161H190ZM190 162H189V163H190ZM213 162H214V161H213ZM213 162H212V163H213ZM32 164H34V163H32ZM54 164H55V162H54ZM82 164H83V163H82ZM96 164H97V163H96ZM156 164H157V163H156ZM162 164H163V163H162ZM164 164H165V162H164ZM185 164H186V163H185ZM191 164H192V163H191ZM8 165H9V164H8ZM35 165H36V164H35ZM158 165H159V164H158ZM192 165H193V164H192ZM212 165H213V164H212ZM25 166H26V165H25ZM29 166H30V165H29ZM38 166H39V165H38ZM40 166H41V165H40ZM54 166H55V165H54ZM54 166H53V167H54ZM153 166H154V165H153ZM162 166H163V165H162ZM180 166H181V165H180ZM186 166H187V165H186ZM246 166H247V165H246ZM27 167H28V166H27ZM27 167H26V168H27ZM55 167H56V166H55ZM72 167H73V166H72ZM74 167H75V166H74ZM80 167H81V166H80ZM111 167H112V166H111ZM184 167H185V166H184ZM193 167H194V166H193ZM98 168H99V167H98ZM98 168H97V169H98ZM145 168H146V167H145ZM157 168H158V167H157ZM164 168H165V167H164ZM170 168H171V167H170ZM188 168H189V167H188ZM165 169H167V168H165ZM194 169H195V168H194ZM116 170H117V169H116ZM41 171H43V170H41ZM41 171H40V172H41ZM52 171H53V170H52ZM52 171H51V173H52ZM59 171H60V170H59ZM59 171H58V173H59ZM99 171H100V170H99ZM124 171H125V170H124ZM60 172H63V170L60 171ZM191 172H192V171H191ZM195 172H196V171H195ZM237 172H238V171H237ZM48 173H49V171H48ZM97 173H98V172H97ZM147 173H148V172H147ZM53 174H54V173H53ZM61 174H62V173H60L59 175H61ZM156 174H157V173H155V175H156ZM167 174H168V172H167ZM180 174H181V173H180ZM187 174H188V173H187ZM192 174H193V176H194V173H193V172H192ZM41 175H42V174H41ZM48 175H50V174H48ZM48 175H47V177H48ZM62 175H63V174H62ZM95 175H96V174H95ZM185 175H186V174H185ZM252 175H253V174H252ZM51 176H52V175H51ZM150 176H151V175H150ZM179 176H180V175H179ZM195 176L197 177V174H196ZM52 177H53V176H52ZM59 177H60V176H59ZM116 177H117V176H116ZM191 177H192V176H191ZM196 177H195V178H196ZM215 177H216V176H215ZM45 178H46V177H45ZM46 179H47V178H46ZM64 179H65V178H64ZM138 179H139V178H138ZM155 179H156V178H155ZM179 179H180V178H179ZM184 179H185V178H184ZM184 179H183V180H184ZM186 179H187V177H186ZM38 180H39V179H38ZM41 180H42V179H41ZM143 180H144V179H143ZM193 180H194V179H193ZM49 181H50V179H49ZM155 181H156V180H155ZM170 181H171V180H170ZM194 181H195V180H194ZM202 181H204V180H202ZM36 182H37V181H36ZM41 182H42V181H41ZM122 182H123V181H122ZM171 182H172V181H171ZM175 182H176V181H175ZM42 183H43V182H42ZM143 183H144V182H143ZM89 184H90V183H89ZM104 184H105V183H104ZM120 184H121V183H120ZM195 184H196V181H195ZM261 184H262V183H261ZM77 185H78V184H77ZM133 185H134V184H133ZM152 185H153V184H152ZM244 185H245V184H244ZM32 186H33V185H32ZM78 186H79V185H78ZM259 186H260V185H259ZM152 187H153V186H152ZM156 187H157V186H156ZM156 187H155V188H156ZM194 187H195V185H194ZM249 187H250V186H249ZM57 188H58V187H57ZM123 188H124V187H123ZM134 188H135V187H134ZM134 188H133V189H134ZM158 188H159V187H158ZM197 188H199L198 185H197ZM201 188H202V187H201ZM55 189H56V188H55ZM137 189H138V188H137ZM141 189H142V188H141ZM143 189H144V188H143ZM47 190H48V189H47ZM144 190H146V189H144ZM156 190H157V189H156ZM159 190H160V189H159ZM66 191H67V190H66ZM134 191H135V189H134ZM142 191H143V190H142ZM226 191H227V190H226ZM261 191H262V190H261ZM17 192H18V191H17ZM70 192H71V191H70ZM112 192H113V191H112ZM129 192H131V191H128V194H129ZM143 192H145V191H143ZM198 192H199V191H198ZM66 193H67V192H66ZM80 193H81V192H80ZM110 193H111V192H110ZM122 193H124V192H122ZM227 193H228V192H227ZM126 194H127V193H126ZM134 194H135V193H134ZM183 194H184V193H183ZM225 194H226V193H225ZM241 194H242V193H241ZM114 195H115V194H112V196H114ZM123 195H124V194H123ZM130 195H131V194H130ZM142 195H143V194H142ZM171 195H172V193H171ZM174 195H175V194H174ZM194 195H195V193H194ZM210 195H211V194H210ZM227 195H228V194H227ZM243 195H244V194H243ZM8 196H9V195H8ZM167 196H169V195H167ZM127 197H128V196H127ZM176 197H177V196H176ZM188 197H189V196H188ZM216 197H217V196H216ZM114 198H115V197H114ZM116 198H117V197H116ZM142 198H143V197H142ZM193 198H194V197H193ZM228 198H229V197H228ZM143 199H144V198H143ZM248 199H249V198H248ZM70 200H71V199H70ZM105 200H106V199H105ZM127 200H128V199H127ZM129 200H130V199H129ZM143 201H144V200H143ZM184 201H187V199L184 200ZM220 201H221V199H220ZM230 201H231V199H230ZM242 201H243V200H242ZM248 201H249V200H248ZM112 202H113V201H112ZM112 202L110 203L111 205L109 204L110 207H111L112 204H113ZM145 202H146V200H145ZM187 202H188V201H187ZM187 202H185V203H187ZM252 202H253V201H252ZM127 203H128V202H127ZM185 203H184V204H185ZM115 204L117 205V202L114 203L113 206H114ZM251 204H252V203H251ZM47 205H48V204H47ZM158 205H159V204H158ZM189 205H190V204H189ZM233 205H234V203H233ZM107 206H108V205H107ZM160 206H161V205H160ZM251 206H252V205H251ZM110 207H109V208H110ZM202 208H203V207H202ZM23 209H24V208H23ZM115 209H116V211H117V208H115ZM115 209H114V210H115ZM163 209H164V208H163ZM191 209H192V208H191ZM46 210H47V209H46ZM46 210H45V211H46ZM112 210H113V209H112ZM136 210H137L138 212H140L139 209H138L137 207H136ZM228 210H229V209H228ZM261 210H262V209H261ZM56 211H57V210H56ZM151 211H152V210H151ZM180 211H181V210H180ZM123 212H124V211L121 210V211H120V214H124ZM164 212H165V211H164ZM182 212H183V211H182ZM191 212H192V211H191ZM203 212H204V211H203ZM261 212H262V211H261ZM111 213H112V211H111ZM140 213H141V212H140ZM183 213H184V212H183ZM204 213H205V212H204ZM230 213H231V212H230ZM241 213L244 214V212H241ZM43 214H45V213H43ZM69 214H70V213H69ZM141 214L143 215V213H141ZM234 214H236V213H234ZM48 215H49V214H48ZM150 215H151V214H150ZM188 215H189V214H188ZM229 215H231V214H229ZM32 216H33V215H32ZM110 216H111V215H110ZM125 216H127V215H125ZM143 216H144V215H143ZM12 217H13V216H12ZM24 217H25V216H24ZM46 217H48V216H46ZM46 217H45V218H46ZM205 217H206V216H205ZM230 217H231V216H230ZM27 218H28V217H27ZM31 218H32V217H31ZM36 218H37V217H36ZM145 218H146V217H145ZM168 218H169V217H168ZM185 218H186V217H185ZM16 219H17V218H16ZM18 219H19V217H18ZM18 219H17V220H18ZM28 219H29V218H28ZM114 219H115V217H114ZM114 219H113V217L110 218V220L113 221V223H114ZM187 219H188V218H187ZM236 219H237V218H236ZM236 219H235V220H236ZM248 219H249V218H248ZM251 219H252V218H251ZM29 220H30V219H29ZM36 220H37V219H36ZM191 220H192V219H191ZM209 220H210V219H209ZM42 221H43V220H41V222H42ZM45 221H46V220H45ZM230 221H231V220H230ZM230 221H228V222H230ZM236 221H237V220H236ZM250 221H251V220H250ZM13 222H14V221H13ZM207 222H208V221H207ZM207 222H206V223H207ZM216 222H217V221H216ZM226 222H227V221H226ZM251 222H252V221H251ZM115 223H116V222H115ZM115 223H114V224H115ZM191 223H192V222H191ZM191 223H190V224H191ZM210 223H211V222H210ZM140 224H141V223H140ZM193 224H194V223H193ZM216 224H217V223H216ZM229 224H230V223H229ZM246 224H247V223H246ZM41 225H42V224H41ZM44 225H45V224H44ZM213 225H214V224L212 223V226H213ZM233 225H234V224H233ZM247 225H249V224H247ZM247 225H246V226H247ZM251 225H253V223H252ZM215 226H216V225H215ZM228 226H229V225H228ZM231 226H232V224H231ZM155 227H156V226H155ZM169 227H170V226H169ZM191 227H193V225H192ZM236 227H237V226H236ZM258 227H259V226H258ZM43 228H44V227H43ZM76 228H77V227H76ZM222 228H223V227H222ZM229 228H230V227H229ZM38 229H39V228H38ZM77 229H78V228H77ZM80 229H81V228H80ZM186 229H187V228H186ZM188 229H189V228H188ZM216 229H217V228H216ZM219 229H220V228H219ZM232 229H234V226L232 227ZM232 229H231V230H232ZM214 230H215V228H214ZM168 231H169V230H168ZM215 232H216V231H215ZM232 232H233V231H232ZM232 232H231V233H232ZM244 232H245V231H244ZM9 233H10V232H9ZM47 233H49V232H47ZM193 233H194V232H193ZM224 233H225V232H224ZM95 234H96V233H95ZM190 234H191V232L189 233V235H190ZM216 234H217V233H216ZM235 234H236V233H235ZM235 234H234V235H235ZM89 235H90V234H89ZM167 235H172V234L169 233V234H167ZM228 235H229V234H228ZM230 235H231V234H230ZM156 236H158L157 233H156ZM215 236H216V235H215ZM224 236H225V235H224ZM172 237H173V236H172ZM190 237H192V236H190ZM231 237H232V236H231ZM41 238H42V237H41ZM212 238H213V237H212ZM215 238H216V237H215ZM215 238H214V239H215ZM44 239H45V238H44ZM190 239H191V238H189V240H190ZM228 239H229V238H228ZM230 239H231V238H230ZM114 240H115V239H114ZM144 240H145V239H144ZM231 240H232V239H231ZM235 240H237V238H236ZM235 240H234V241H235ZM127 241H128V240H127ZM212 241H213V240H212ZM228 241L230 242V240H228ZM228 241H227V242H228ZM237 241H238V240H237ZM64 242H65V241H64ZM137 242H138V241H137ZM222 242H223V241H222ZM48 243H49V242H48ZM135 243H136V242H135ZM206 243H207V242H206ZM225 243H226V242H224V244H225ZM192 244H193V243H192ZM210 244H212V243H210ZM46 245H48V244H46ZM129 245H130V244H129ZM139 245H140V244H139ZM187 245H188V244H187ZM197 245H198V244H197ZM199 245H200V244H199ZM218 245H221V244H218ZM218 245H217V247H219V249L221 250L220 246H218ZM227 245H228V244H227ZM232 245H233V244H232V241H231V246H232ZM205 246H206V244H205ZM222 246H223V245H222ZM237 246H238V245H237ZM252 246H253V245H252ZM0 247H1V246H0ZM45 247H46V246H45ZM48 247H49V245H48ZM138 247H139V246H138ZM143 247H144V246H143ZM150 247H151V246H150ZM213 247H214V246H212V248H213ZM229 247H230V246H229ZM1 248H3V247H1ZM39 248H40V247H39ZM76 248H77V247H76ZM85 248H86V247H85ZM111 248H112V247H111ZM190 248H192V247H190ZM215 248H216V247H214V249H215ZM223 248H224V247H223ZM227 248H228V247H227ZM230 248H231V247H230ZM232 248H233V247H232ZM35 249H36V248H35ZM44 249H45V248H44ZM47 249H48V248H47ZM49 249H50V248H49ZM83 249H84V247H83ZM127 249H128V248H127ZM172 249H173V248H172ZM206 249H207V248H206ZM206 249H205V250H206ZM208 249H209V248H208ZM214 249H213V250H214ZM242 249H243V247H242ZM246 249H247V247H246ZM0 250H1V249H0ZM4 250H6V249H4ZM4 250H3V251H4ZM38 250H39V249H38ZM105 250H106V249H105ZM163 250H164V249H163ZM210 250H211V248H210ZM244 250H245V249H244ZM3 251H2V253H3ZM7 251H9V250H7ZM35 251H36V250H35ZM140 251H141V250H140ZM140 251H139V252H140ZM147 251H148V250H147ZM153 251H154V250H153ZM153 251H152V252H153ZM169 251H170V250H169ZM180 251H181V250H180ZM195 251H196V250H195ZM230 251H231V249H230ZM230 251H229V252H230ZM236 251H237V250H236ZM245 251H247V250H245ZM250 251H251V250H249V252H250ZM4 252H5V251H4ZM28 252H29V251H28ZM38 252H39V251H38ZM113 252H114V251H113ZM113 252H112V254H114ZM117 252H118V250H117ZM119 252H120V251H119ZM160 252H161V251H160ZM160 252H159V253H160ZM163 252H164V251H163ZM170 252H171V251H170ZM170 252H169V253H170ZM196 252H197V251H196ZM196 252H195V253H196ZM201 252H202V251H201ZM211 252H212V251H211ZM211 252H210V255H211ZM215 252H216V251H215ZM215 252H213L212 254H214ZM219 252H220V251H219ZM237 252H238V251H237ZM243 252H244V251H243ZM9 253H10V252H9ZM9 253H7V254H9ZM35 253H36V252H35ZM42 253H43V251H42ZM110 253H111V252H110ZM115 253H116V252H115ZM120 253H121V252H120ZM120 253H119V254H120ZM128 253H129V252H128ZM191 253H192V252H191ZM198 253H199V251L197 252V254H198ZM216 253H217V252H216ZM230 253H231V252H230ZM230 253H229V254H230ZM39 254H40V252H39ZM92 254H93V253H92ZM133 254H134V253H133ZM133 254H132V255H133ZM148 254H149V253H148ZM152 254H153V253H152ZM182 254H183V253H182ZM201 254H202V253H199L200 256H201ZM222 254H223V253H222ZM234 254H235V253H234ZM248 254H249V253H248ZM9 255H10V254H9ZM93 255H94V254H93ZM110 255H111V254H110ZM116 255H117V254H116ZM121 255H122V253H121ZM156 255H157V254H156ZM165 255H170V254L165 253ZM174 255H175V254H174ZM192 255H193V253H192ZM192 255H191V256H192ZM202 255H203V254H202ZM215 255H216V254H215ZM215 255H214V256H215ZM235 255H236V254H235ZM241 255H242V254H241ZM245 255H247V254H245ZM40 256H42V255L40 254ZM134 256H136V255H134ZM157 256H158V255H157ZM170 256H171V255H170ZM216 256H218V255H216ZM219 256H220V255H219ZM233 256H234V255H233ZM239 256H240V255H239ZM247 256H248V255H247ZM148 257H149V255H148ZM184 257H185V256H184ZM220 257H221V256H220ZM248 257H249V256H248ZM4 258H5V257H4ZM24 258H25V257H24ZM124 258H125V256H124ZM132 258H133V257H131V259H132ZM151 258H153V256H152ZM151 258H150V259H151ZM154 258H156V257H154ZM154 258H153V259H154ZM160 258H161V257H160ZM250 258H251V257H250ZM0 259H3V258L1 257ZM94 259H95V258H94ZM115 259H116V256H115ZM150 259H149V261H150ZM164 259H165V257H164ZM164 259H162V260L165 261ZM191 259H192V258H191ZM202 259H203V258H202ZM243 259H244V258H243ZM140 260H141V259H140ZM157 260H158V259H157ZM244 260H245V259H244ZM263 260H264V259H263ZM1 261H2V260H1ZM40 261H41V260H40ZM98 261H99V260H98ZM137 261H138V260H137ZM146 261H147V259H146ZM160 261H161V260H160ZM160 261H159V262H160ZM2 262H3V261H2ZM22 262H24V261H22ZM131 262H132V261H131ZM209 262H210V261H209ZM260 262H261V261H260ZM14 263H15V262H14ZM129 263H130V262H129ZM137 263H138V262H137ZM147 263H148V262H147ZM153 263H154V262H153ZM155 263H157V262H155ZM212 263H213V262H212ZM232 263H233V262H232ZM5 264H7V263L5 262ZM11 264H12V263H11ZM134 264H135V263H134ZM143 264H144V263H143ZM149 264H150V263H149ZM157 264H158V263H157ZM159 264H160V263H159ZM163 264H164V263H163ZM188 264H189V263H188ZM224 264H225V263H224ZM226 264H227V263H226ZM233 264H235V263H233Z\"/></svg>",
	"mask_w": 264,
	"mask_h": 264
}]
</instances>
